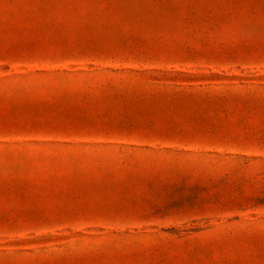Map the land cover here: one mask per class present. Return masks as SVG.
<instances>
[{
  "label": "rangeland",
  "instance_id": "1",
  "mask_svg": "<svg viewBox=\"0 0 264 264\" xmlns=\"http://www.w3.org/2000/svg\"><path fill=\"white\" fill-rule=\"evenodd\" d=\"M0 264H264V0H0Z\"/></svg>",
  "mask_w": 264,
  "mask_h": 264
}]
</instances>
